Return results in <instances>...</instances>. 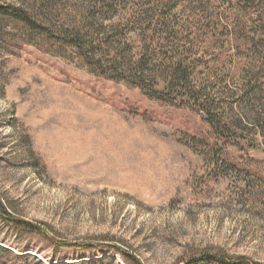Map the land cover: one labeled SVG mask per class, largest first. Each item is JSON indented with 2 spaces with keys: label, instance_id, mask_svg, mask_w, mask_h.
<instances>
[{
  "label": "rangeland",
  "instance_id": "obj_1",
  "mask_svg": "<svg viewBox=\"0 0 264 264\" xmlns=\"http://www.w3.org/2000/svg\"><path fill=\"white\" fill-rule=\"evenodd\" d=\"M2 1L36 13L48 3ZM222 1L215 20L245 14ZM52 4L54 22L67 25L90 5ZM188 16L175 19L201 34L199 48L215 60L216 74L240 85L264 65L258 24H250L246 58L234 41L215 38L219 24ZM263 108L264 94L236 104L224 116L232 134L218 136L204 113L95 74L71 46L27 37L0 17V207L45 231L18 229L0 209V264H25L17 260L25 254L26 264H134L121 251L141 264H191L211 252L264 263ZM204 139L236 167L212 159Z\"/></svg>",
  "mask_w": 264,
  "mask_h": 264
},
{
  "label": "trees",
  "instance_id": "obj_2",
  "mask_svg": "<svg viewBox=\"0 0 264 264\" xmlns=\"http://www.w3.org/2000/svg\"><path fill=\"white\" fill-rule=\"evenodd\" d=\"M54 1L48 0L46 8L36 13L0 0V17L18 24L27 37L71 46L95 74L127 82L142 89L152 99L171 105L190 106L204 113L218 136L223 132L232 134L224 116L233 111L236 104L247 105L257 94H264V65L258 68L257 73L241 80L240 85L236 84L233 75H228L229 79L223 78L220 73L216 74L215 63L210 64L215 60L207 59L205 49L199 48L201 34L191 32L190 25L175 19V16L189 15V18L199 21L202 16L208 17L207 25L219 24L220 33L215 38L225 36L229 42L234 41L238 54L247 58L249 44L254 41L248 31L250 24H258L264 29V0H223L221 4L225 8L240 9L245 13L242 17L238 14L232 22L222 21L220 17L215 20L216 13H224L221 6H215L216 0H88L87 16L77 25L54 22L51 10ZM255 11L258 16L256 21L252 18ZM114 15L119 16V20L108 24L98 21L100 16L107 20ZM219 42L217 40L216 44ZM28 44L40 48L33 40H28ZM229 80L233 83L232 91L228 86ZM258 116L257 127L264 137V108ZM202 142L208 146L212 159L236 167L237 164L231 163L229 154L223 148L209 144L206 139ZM0 209L2 216L16 228L40 231L45 235L44 230L36 229L30 222L10 216L2 204ZM74 247L79 248L77 245ZM81 248L96 249L86 245ZM120 253L129 263L141 264L131 253ZM27 259L28 254L17 258L25 264ZM209 261L218 264H264L247 256L230 257L217 252L201 254L192 263ZM96 263L102 264L103 260Z\"/></svg>",
  "mask_w": 264,
  "mask_h": 264
}]
</instances>
